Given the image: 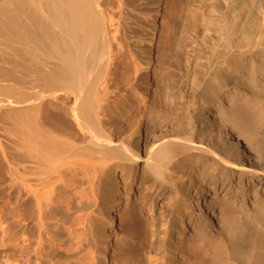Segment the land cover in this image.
<instances>
[{
	"label": "bare ground",
	"instance_id": "1",
	"mask_svg": "<svg viewBox=\"0 0 264 264\" xmlns=\"http://www.w3.org/2000/svg\"><path fill=\"white\" fill-rule=\"evenodd\" d=\"M194 1L0 0V264H98L90 210L114 162L179 194L163 264H264V0H214L196 35L206 71L179 64L177 83L174 17ZM144 190L106 260L146 258L139 233L161 192Z\"/></svg>",
	"mask_w": 264,
	"mask_h": 264
},
{
	"label": "rangeland",
	"instance_id": "2",
	"mask_svg": "<svg viewBox=\"0 0 264 264\" xmlns=\"http://www.w3.org/2000/svg\"><path fill=\"white\" fill-rule=\"evenodd\" d=\"M212 2L214 3V0H206V3H203L201 0H195L194 3L189 4V5L187 4V2H185V4L183 3L179 14H177L174 17L173 29H172L173 53H172L171 61H172V64L177 65V67H174L175 68L174 71H176V69H177L176 73L174 72V74H176L175 76H178L179 79L176 77L173 78L172 76H174V74L172 75V72L171 73L169 72L170 74H168L167 76H170L171 79H176L177 81L181 80V73H180L181 69L178 70L179 64H181L180 67H182V66L184 67L185 65L189 64V68H191V69L195 68V70L198 73H201V70H202V74H204L203 72L205 70L204 69L205 67H201V66H205L204 61L202 62V60H204V57L202 55L199 56L200 54L197 51L198 50L197 48L200 45L199 44L200 42H198L199 38L201 39L204 32H206L208 30V28L210 29V27H212L211 21H212V19H215V17H216L215 14H213V12H212V9H213V3ZM196 35H199V36L201 35V37H198ZM195 36H196L197 40H196ZM200 57H203V58H200ZM201 63L203 65H201ZM122 65L123 64L121 62V66ZM183 67H182V70H186V68L185 67L183 68ZM172 70H173V68H172ZM179 73H180V76L178 75ZM202 77H203V75H202ZM201 78H198V79H201ZM192 79L190 78L191 81L189 80V82L187 84V87H188L187 90L192 91L193 88L195 90L197 89L195 91V94H194L196 97V104L191 107V110L192 109L194 110L199 106V104H200L199 102H201V100H200V95L198 93V90L200 88V86H198L199 80L197 79L198 80L197 81L198 83H197V82L193 81V80H195V78L193 80ZM179 82L180 81H178L177 83H179ZM190 85H192V86H190ZM120 86L123 89V92H121V93H123L121 98L123 100L127 99L128 101H131L135 95L134 90L128 88L123 83H121ZM193 92H194V90H193ZM188 93L190 94L191 92H188ZM189 94H188V96H190ZM186 97H187V95H186ZM179 99H181V98L179 97ZM167 109H168L167 105L163 104V106L161 108V110L163 112H160L159 116H157L155 118L156 124L154 126L161 127L160 131L166 130L169 126L170 119L166 113V111H168ZM164 111H165L166 115H165ZM118 112L116 113L117 116L118 115L121 116V113L119 112L120 113L119 114ZM180 116H182L181 112L177 114V118H180ZM150 117H151V115L148 114V118H150ZM126 121H127V119H124L123 122H126ZM141 173L142 172H140V175L138 177L139 178L138 181H136L134 184H132L131 178H130L131 171L129 170V167H127L122 162H114V163H112V167L110 168V170L107 172V174L103 177V179L101 181V185L97 191L98 193H97L96 204L90 210V213H91L90 217L91 218H89V220H91L90 221V227H91L90 228V236H91V238H90L89 243L85 245V251H87L88 248H90V247L93 250H95L98 264L99 263L100 264H118L119 263L117 261H112L111 259L106 260L105 257L103 256L104 252L102 251V249H103L102 246H104L108 242V240L110 239L109 240L110 246H111L110 257H112L113 256L112 254H115V253H116V255H119L117 253H118V251L120 253V251L122 250L120 248H122V247H120V248L118 247V245H120V244H118V242L119 243L121 242V245H122L123 240L127 236V235L125 236V231L127 234V230L125 228V225L128 222V218L125 217L126 215L123 216V213L125 212L124 214H126V210L131 208V204L133 205V203L136 201L135 199L138 196L137 194H139V192H137V191L134 192V190L138 189V188L143 189V190L145 189L148 192H152L153 190H155L157 188L158 191L161 192V195H160L157 203L152 205V206H148V209L145 211V214H146V217L148 220L146 222L147 225L145 224L146 228L143 229V234H141V233H139V234L141 236H143L145 234L147 235V237H146V235L143 237L144 239L146 237L147 241L141 240V241H144L145 243L140 244V245H144V247H145L143 251H145V253H146L145 254L146 258L142 261V263L141 262L140 263L141 264H163L162 260L165 259L164 257L167 254L165 252L166 251L165 250V244L167 241L166 239L168 237V232H167L166 228H168V224H169L168 220H169V217H171L170 216L171 215L170 210L171 209L173 210L176 208L175 205H177L178 202L177 203H175V202H176V200L178 201L177 198H179V196H178L179 194L177 195V192H174V191L169 192L171 190L169 188L163 189L162 187H159V185L154 180H148V178L143 176ZM143 179H144V181L148 180V182L147 183L142 182ZM176 181H177L176 184L181 186L182 181L179 178H177ZM116 201L120 202V207L118 209L115 208ZM127 206H128V208H127ZM113 213L117 214L118 223L114 226H111L110 222H109L110 221L109 217H111V216H109V215H112ZM134 236H136V235L131 236L130 242L132 241L133 244L132 243H130V244L132 245V247L135 246L134 249L138 248L137 252H139L140 247H138V242H140V240L137 238V236H136L137 239ZM258 238H259V236L257 237V239H256V237L253 239V244L254 243H255V245L257 244L256 246L258 247V248L256 247L257 249L255 248L256 254L259 255L260 254L259 251L261 250V254L259 255L260 257L257 255L259 257L258 259H261L262 258L261 256H263L262 254H263V250H264V240L261 241V237L259 240H258ZM89 244H91L92 246ZM259 246H260V249H259ZM137 252H136V250L133 251V249H132V253L135 254ZM135 259H137V258L136 257L133 258L130 264H137L138 261H134ZM258 261H260V260H258ZM254 264H256V262Z\"/></svg>",
	"mask_w": 264,
	"mask_h": 264
}]
</instances>
